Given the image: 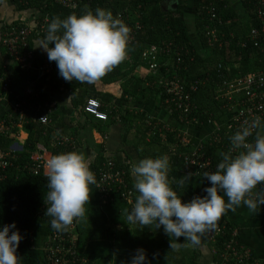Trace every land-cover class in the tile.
Returning <instances> with one entry per match:
<instances>
[{"label":"crops","instance_id":"crops-1","mask_svg":"<svg viewBox=\"0 0 264 264\" xmlns=\"http://www.w3.org/2000/svg\"><path fill=\"white\" fill-rule=\"evenodd\" d=\"M228 1L238 13L239 23L235 34L236 32L248 34L247 22L244 23L248 17L244 11V0ZM200 3L201 0H190L182 15L187 32L197 48H199V44L197 43L195 19ZM162 7L165 11H174L178 7V0H163ZM40 17L41 14L35 9L16 10L13 0H4L0 4V68L5 65L6 73L12 79L11 90L0 104V117L2 116L3 121L12 115L15 121H19V113L14 111V105L22 104L21 109L25 112L26 117H29V121L17 126L13 144L21 148L22 152H20L19 158L26 160V163L30 160L31 154L41 147H45L53 155L79 151L85 155L97 180L99 169L108 159H112L118 168L125 171L126 183L133 189L134 177L130 172L131 162L160 155L170 158L171 152L168 154L166 150H163V144L168 142L170 135L175 133L179 138L188 135L203 140L213 136L216 128L225 124L226 120L221 118L209 124V127L215 124L213 129L203 132L202 129H194L192 125L187 126L178 120V115L167 102L169 96L162 88L164 81L160 78L161 76L165 77L166 73L164 74V72L170 71L171 67H162L159 69V73L151 71L142 59V51L147 47L142 51L138 47H134L138 44L137 40L126 47L125 57L118 65L93 83L65 81L58 75V69L48 74L42 73L39 67L48 58L46 52L37 46L43 40L34 38L33 35L30 37L31 48L34 52L33 63L29 68H22L6 55L5 49L1 45L4 29L15 23L29 24L34 29ZM230 22V20L224 21L220 25ZM216 30L218 32V28ZM231 36L234 38V33H231ZM239 36L241 37L242 34ZM218 42L222 44L219 38ZM206 51L211 52V49ZM140 54L141 57H139ZM53 63L55 62L53 61ZM181 67L175 69L178 70ZM179 78L181 77L179 76ZM42 81L46 82L45 86L48 87L50 102L43 104L40 108L35 106L31 97L36 85ZM89 98L98 99L102 103V109L108 114L107 120H98L84 112L83 106ZM41 115H47L48 123L32 121L33 117ZM222 120L223 122H221ZM29 124H34L39 129L33 132L37 136L35 138L37 142L31 153L25 152L24 149L30 135V129L27 128ZM209 127L206 126L203 129ZM205 135L206 137H204ZM169 164L172 165L171 162ZM185 176H188L189 179L183 184H179L178 182ZM168 178L173 182V188L182 195V201H188L195 195H203L202 188L210 186L206 179L192 175L185 168L184 170H173L170 166ZM134 193L136 197V192L134 191ZM90 194L89 203L85 204L86 217H84L88 218L89 223V231L85 232L86 235L89 236L90 242H99L100 247L104 246L105 241L116 242L109 235L110 232L116 230V225L112 228L107 227V221H110L112 212L116 215L115 209L104 208L97 184L90 186ZM133 202L127 203L132 204ZM125 212L126 209L123 208L120 215L126 216ZM76 220L79 221L78 227L83 231L85 222H82L81 219ZM226 221L235 225V231L241 244L252 251V258L257 261L256 264H264V213L261 211L257 214L250 212L241 205L236 211L226 210L217 223L222 224ZM42 222L46 227L43 228L44 224L40 227L37 226L35 242L38 246L44 244L51 230L49 218L45 217ZM120 224L131 225L126 217H122ZM153 229L155 233L157 232L155 241H158L154 247L163 250L170 246L169 237L164 234L163 229H156L155 225ZM162 238L165 240H161ZM173 243L182 249L189 247L190 252L198 248L200 264L215 263V249L210 243H204L198 247L186 246V242L182 244L175 240ZM137 247L140 248L139 245ZM100 252V250L99 252L95 251L98 256ZM115 258L117 257L113 258L114 262ZM97 263L109 264L106 258H101Z\"/></svg>","mask_w":264,"mask_h":264},{"label":"trees","instance_id":"trees-1","mask_svg":"<svg viewBox=\"0 0 264 264\" xmlns=\"http://www.w3.org/2000/svg\"><path fill=\"white\" fill-rule=\"evenodd\" d=\"M189 1L178 0L177 9L165 11L162 7L163 0H79L77 8L64 7L57 0H13L18 11L33 9L39 11L41 17L37 20V25L32 35L34 38L42 40L46 33L47 24L53 16L64 18L74 12L79 14L85 9L95 10L98 7L110 10L114 17H117L120 12L128 7L133 12L136 11L139 18L136 16L132 17L131 26L133 27L135 22L138 21L140 29H138L136 35L139 45L137 44L134 47H138L142 51L150 45L164 47L172 44L174 48H179L183 51L185 62L182 67L174 71L169 68L170 71L164 72L166 75L165 77L162 76L161 79H167L176 72L187 86L196 79L203 81L197 91L192 92L197 104L194 115L198 118V122L192 126L203 129L224 116L223 107L225 101L220 98L222 81L227 78H233L237 74L263 70L264 53L254 43L242 46L247 34L242 32H236L235 34V29L239 23L238 13L228 0H201L197 7L195 19L197 43L199 44V48H197L187 32V26L182 18ZM243 6L248 16L244 22H247L248 29L257 27L258 21L253 1L244 0ZM211 7L215 8L217 14L216 20L213 21L209 14V8ZM228 20L231 21L229 24L223 23L220 25L221 22ZM15 25H18V23H15ZM211 28H218L217 37L222 41L221 45H219V42L210 44L213 40L210 41L208 30ZM231 33H234V38ZM238 33L242 34V36L240 37ZM209 49H211V52L206 51ZM139 57H141V54ZM144 63L146 62L144 61ZM45 83L43 81L38 83L31 97L35 106L40 108L43 104L50 102L49 90ZM1 118L2 116L0 117V124ZM27 128L30 129V135L26 145H24V149L25 152L31 153L34 151L35 143L37 142L35 139L37 136L33 132L39 129L34 124L27 125ZM235 131L236 129H229L225 123L220 127V130L212 134L213 136L203 140L195 137L190 138L192 143H202L206 154L211 156L213 165H217L219 156L216 148L228 149L229 137ZM260 131L264 133V129H260ZM16 134V128L12 127L9 118H5V130L4 127H0V150L5 151L14 142ZM216 135L222 138L221 142L214 141ZM252 139L253 137L251 136L250 141ZM163 146V150H166L168 154L171 152L169 158V162L172 164L170 165L171 168L173 170H184L181 154L185 146L181 138L174 133L169 136L168 142L163 144ZM25 161L21 158L14 160L13 166L0 171V174L4 176L2 179L0 178V224L15 222L23 237L17 248L19 264H48L42 249L35 242L38 223L45 218L46 205L43 199H46L47 177L34 175L27 170L19 169V166L23 168L26 165ZM198 177L206 179L203 175H198ZM262 187L264 185H259V188ZM102 204L105 209L112 207L116 211V215L112 212L110 221H107V227L109 226V228L116 225V230L109 233L111 239L116 242L105 241L98 256L95 253L98 248L93 242H90L89 236L86 235L87 231H89L88 226L84 227L83 231L80 227H77L78 239L74 244L77 252L75 255L70 256L71 262L69 264H98L97 262L101 258L108 259L109 264H125V261L127 262L134 255L138 245L145 250L149 264H169L171 262L174 264H200L198 261V248H195L194 251L191 250L188 256L182 252L180 246L175 249L167 246L163 250L158 249L159 247H154L158 244V241H155L157 232L155 233L153 229L154 225L139 226L131 223H129L131 224L130 226L121 225L120 220H122V217L127 216L132 204H128L119 195L115 194L114 199ZM123 208L126 209V216L120 215ZM260 211L264 213V205L260 206ZM84 216L86 217V215ZM211 230L214 231V241L210 239L207 235L208 231H206L201 234L199 245L210 243L213 249L216 250L215 263L219 264L224 262V256L228 253L227 245L229 242L231 240L240 242V240L238 236L234 235L235 225L229 221L222 224L216 223V227ZM161 240H165V238ZM177 241L183 244V237ZM233 245L235 244L233 243ZM236 247L241 249L238 245ZM115 256L117 258H115L114 262L113 258ZM226 264L238 263L231 258Z\"/></svg>","mask_w":264,"mask_h":264},{"label":"clouds","instance_id":"clouds-1","mask_svg":"<svg viewBox=\"0 0 264 264\" xmlns=\"http://www.w3.org/2000/svg\"><path fill=\"white\" fill-rule=\"evenodd\" d=\"M129 28L110 10L85 9L64 18L53 16L47 24L42 43L37 46L55 62L58 75L65 81L93 83L111 71L125 57ZM51 45V46H50ZM264 128L261 119L246 120L230 137L226 151L218 153L213 172H204L210 186L203 195L182 201L168 178L166 155L145 157L131 162L136 197L126 219L139 226L155 225L173 240L183 237L186 246H197L201 234L214 229L226 210L243 205L258 213L264 205ZM252 136L251 141L248 138ZM46 209L53 230L64 231L85 215L90 186L96 184L85 155L68 151L52 155L46 161ZM188 176L178 183L183 184ZM257 189L255 193L253 190ZM227 198V199H225ZM23 239L15 222L0 224V264H19L17 248ZM127 264H149L145 250L138 248Z\"/></svg>","mask_w":264,"mask_h":264},{"label":"built area","instance_id":"built-area-1","mask_svg":"<svg viewBox=\"0 0 264 264\" xmlns=\"http://www.w3.org/2000/svg\"><path fill=\"white\" fill-rule=\"evenodd\" d=\"M3 1L4 0H0V4H2ZM252 1L256 8L258 26L252 27L249 30V33L246 35L247 38L242 43V46L254 43L255 46L260 47V51L264 53V0ZM57 2L64 7L77 8L79 0H57ZM209 14L211 15L212 21L216 20L217 14L215 8L211 7L209 9ZM134 16L139 18L137 12H133L130 7L117 15V17L129 28L127 46L136 41L137 31L140 29L138 21L135 22L133 27L131 26L132 17ZM33 30L32 26L25 23H18V25L12 24L4 29L1 45L5 49L6 55L14 62L18 63L22 68H29L33 63L34 52L30 44V37L33 34ZM208 35L210 36V41L213 40L210 44L218 42L216 28L209 29ZM182 52L181 49L174 48L172 44H168L164 47L150 45L142 51V59L146 62L151 71H157V73H159V69L162 67H171L174 71L176 67H180L184 63ZM55 69H57L56 64L49 60L43 61L39 67V70L44 74L51 73ZM6 72V66L3 65V67L0 68V104L3 102L5 95L11 90L12 86V79ZM163 81L162 88L169 96L167 102L175 114L178 115V120L187 126L195 125V123L198 122V118L194 115L197 104L192 92H196L203 81L201 79H196L187 86L177 74H173L167 79L164 78ZM220 89V98L225 101L223 109L225 113L229 114L225 122L229 129L237 130L246 120L250 121L254 117H259L262 124H264V69L237 74L233 78L224 79ZM21 107V103L14 105V111L19 113V121H15L12 115L9 118L14 128L29 121V117H26ZM83 110L86 114L98 120L105 121L108 119V114L102 109V103L98 99L89 98L85 102ZM32 121H40L46 124L49 119L47 115H41L33 117ZM1 126L4 127L5 130V120L1 122L0 127ZM220 127L221 126H218L216 131L220 130ZM180 138L185 146L181 155L186 171L190 172L192 175L198 176L203 175L206 171L213 172L215 170L216 165H213L214 163L211 156L206 154L202 143H192L188 135ZM250 139L251 136L248 140L250 141ZM221 140L222 138L219 135H216L214 138L216 142H221ZM227 147H229V145ZM222 150L226 151L227 149ZM20 152H22L21 148L14 146L13 143L9 145L5 151L0 150V171H4L8 167L13 166V161L20 159ZM52 155L53 154L45 147H41L35 153L31 154L30 160L27 161L23 168L21 166L18 168L27 170L34 175L47 177L48 170L46 161ZM2 177L4 176L0 174L1 179ZM96 184L100 192L102 203H107L114 199L115 194L129 203L133 202L135 193L126 183V173L123 169L118 168L112 159H108L99 169ZM257 187L259 188V186ZM256 190L257 189H254L253 193H255ZM51 230L44 244L40 245L48 264H69L71 262L70 256L75 255L77 252L74 247L78 239L77 220H74L64 231H56L52 228ZM207 235L214 241V231H208ZM234 235L237 236L236 231ZM233 243L235 245H233ZM237 245L241 249H238V247H236ZM227 249L228 253L224 256V262L219 264H226L231 258L235 259L238 264H256L252 259V251L248 248H244L238 240H231L227 245ZM214 253H216V250H214ZM82 261L85 262L84 260Z\"/></svg>","mask_w":264,"mask_h":264},{"label":"rangeland","instance_id":"rangeland-1","mask_svg":"<svg viewBox=\"0 0 264 264\" xmlns=\"http://www.w3.org/2000/svg\"><path fill=\"white\" fill-rule=\"evenodd\" d=\"M228 116H229V114H228V113H225L224 116L222 117L223 120L225 119V120L227 121V117H228ZM223 120H222L221 122H223ZM221 122H220V123H221ZM214 126H215V124H212V125H210V127L208 126L209 128L202 129V131H203V132H208V130L213 129ZM194 129H199V128L196 127V126H194ZM200 130H201V129H200ZM188 137L190 138V137H192V136H188ZM204 137H206V135H205ZM190 139H191V138H190ZM216 149H217L216 151H217L218 153L221 152V151H223L222 149H220V148H218V147H217ZM87 220H88V218H87V219H85V217L81 218V221H82V222H85V227H87V226L89 227V223H88ZM78 222H79V221H78ZM78 222H77V227H78ZM42 224H44V223H43L42 221H40V222L38 223L39 227H40ZM44 226H45V224L43 225V228H44ZM45 227H46V226H45ZM88 233H89V232H88ZM99 234H100V233H99ZM96 235H97V234H96ZM97 236H98V239H100V238H99V235H97ZM94 244H95V246H96L97 248H100V249H98V250L96 249V252H99V250H101V248H102V247H100L99 242H94ZM178 244H179V243H178ZM179 245H180V244H179ZM177 246H178V245H177ZM181 250H182L183 253H185V255H188V256L190 255L189 247H188V248H183V249L181 248ZM125 264H127L126 261H125ZM169 264H174V263L171 262V263H169Z\"/></svg>","mask_w":264,"mask_h":264}]
</instances>
